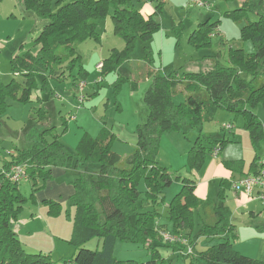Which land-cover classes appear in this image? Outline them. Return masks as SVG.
<instances>
[{"label":"trees","instance_id":"1","mask_svg":"<svg viewBox=\"0 0 264 264\" xmlns=\"http://www.w3.org/2000/svg\"><path fill=\"white\" fill-rule=\"evenodd\" d=\"M24 1L48 24L34 41L39 47L36 55L26 52L11 59V71L14 76L22 77V82L13 79L8 85L0 84V116L5 111L7 96L29 103L32 93L40 91L42 97L36 101L42 103L54 96L49 80L61 82L67 79L66 74L73 77L75 64L81 60L73 46L97 38V21L106 15L108 7L113 9L114 32L123 38L127 47L124 52H114L104 61L101 76L116 71L128 59L134 45L137 42L147 44L160 26L153 18L156 12L143 17L132 0H75L66 4L62 0ZM227 1L236 2L238 6L225 16L242 23L240 40L251 41L255 52L247 55L241 49L230 47L227 54L229 67L215 62L210 70L199 73L151 74V84L143 99L148 114L145 122L136 127L135 147L128 158L111 151L115 136L106 129H102L96 138L84 134L75 153H71L60 141L65 129L60 135L54 128L43 129L40 123L45 114L40 111L38 123L25 135L32 142L31 146L16 150L9 160L0 163V264H176L170 263V258L165 259L158 247L175 253L180 250L178 244L155 243L159 241L158 214L138 213L140 180L144 181L146 204L152 205H162V191L173 182H181L180 192L167 205L166 218L172 224V235L180 237L187 233L185 235L191 237L188 232L196 213L200 235L206 239H220L211 250L196 252L189 261H183L184 264H254L233 248V226L228 208L200 201L194 193L193 181L173 175L157 160L163 133L179 130L182 123L199 124L203 119H213L218 111L240 116L254 144L264 140V126L254 113L258 106L264 107V0ZM249 13L257 17L256 22L247 19ZM216 26L209 24V20L200 23L191 33L190 43L196 49L210 47ZM144 50L145 59H148L149 48L144 47ZM86 74L82 68L78 70L80 78ZM37 77L41 78L40 85ZM176 91L185 93V101L177 106L172 103ZM63 123L67 125L64 119ZM227 141H207L211 144L209 148L195 143L188 156L190 167L200 170L212 149L219 146L221 151ZM13 165L25 166L26 180L32 183L33 191L40 182L51 180L52 167L98 166L95 178L81 171L72 183L74 194L69 198V205L74 208V216L67 240L75 249L72 259L52 261L48 254L29 253L21 246L12 223L26 200L21 197L18 184L4 177ZM255 168L256 163L252 169ZM222 186L230 187V184L225 181ZM48 203V214L60 213V205ZM92 238L101 240L100 251L84 248ZM117 241L147 247L150 259L144 263L119 261L113 256Z\"/></svg>","mask_w":264,"mask_h":264},{"label":"rangeland","instance_id":"2","mask_svg":"<svg viewBox=\"0 0 264 264\" xmlns=\"http://www.w3.org/2000/svg\"><path fill=\"white\" fill-rule=\"evenodd\" d=\"M62 1L66 4L75 0ZM204 1L209 4V9H191L190 0H132L143 17L156 12L153 18L159 23V30L147 44L137 42L128 59L116 71L101 76L104 61L114 52H124L127 47L123 38L114 32L113 9L108 7L106 15L97 21V38L73 46L74 52L81 56L80 63L75 64L73 77L66 74L67 79L61 82L49 80L53 97L38 103L36 99L41 98L42 94L34 91L29 103L10 96L4 99L5 111L0 116V163L10 159V152L15 154L16 150L31 146L32 142L25 135L38 123L40 111L45 114L44 121L40 123L43 129L54 128L59 135L65 129L60 141L71 153H75L84 134L96 138L102 129H106L115 136L111 151L121 154L124 159L128 158L129 152L135 147L136 127L145 122L148 114V108L143 102L151 81L148 71L159 72L161 75L172 72L179 75L199 73L210 70L215 62L222 67H229L227 54L230 47L241 49L247 55L255 52L251 41L240 40L242 23L225 16L226 12L236 9L238 4L227 0ZM247 19L256 22L257 17L249 13ZM207 20L211 24H217V33H212L210 47L196 49L189 41L190 35L197 28V23ZM47 24L48 21L24 0H0L1 85H8L13 79L22 82V77L14 76L11 71V59L26 52L36 55L39 47L34 41ZM144 47L149 48L148 59H145ZM80 68L87 73L83 78L78 76ZM36 80L40 85L41 78L37 77ZM81 83L85 86L79 89ZM80 98H83L82 102ZM184 101L183 91L173 94L172 103L175 106ZM254 113L264 126V107L258 106ZM63 119L67 125H64ZM187 123H182L179 130L161 135L157 157L159 165L173 175L193 181L194 193L200 201L227 207L233 226L231 243L234 250L253 260L254 264H264V203L248 199L243 189L221 187V183L225 181L238 182L242 175L250 173L254 163L264 159V140H258V144H254L244 128L243 119L225 111H218L213 119H203L199 124ZM227 124L233 126L231 132L221 129ZM224 132L230 138L218 157L207 156L200 170L190 167L188 156L192 146L198 143L209 148L214 140L225 139ZM81 167V171L93 178L99 172L96 165ZM79 174L80 172L76 177ZM74 179H70V183ZM63 180L64 178H60L58 181L63 183ZM46 182H40L35 191L30 181L23 180L18 184L19 193L26 201L21 204V210L13 223L25 225L16 230L17 238L25 251V248H42L43 251H50L51 257L55 259L67 254L70 248L66 239L71 234L74 208L67 199L60 204L59 214H48V202L53 201L46 197L56 194L61 188H46ZM181 188L180 181L173 182L162 191L163 204L152 205L146 204L144 181L140 180L138 183V213L155 212L159 216L156 224L159 238V241H155L157 244L165 243L161 238L162 233H172V224L166 218L167 205ZM158 220H162L161 225H165L168 230L158 226ZM188 233L191 237L186 236L187 233L179 237L181 243L178 244V252L158 247L160 254L165 259L170 258V263L184 264L183 261H189L196 252H207L220 242L218 238L206 239L200 235L196 213L193 214L192 227ZM101 246L100 239L92 238L84 248L100 251ZM187 249H191L190 255L186 254ZM113 256L122 262L144 263L150 259V251L143 245L117 241Z\"/></svg>","mask_w":264,"mask_h":264},{"label":"built area","instance_id":"3","mask_svg":"<svg viewBox=\"0 0 264 264\" xmlns=\"http://www.w3.org/2000/svg\"><path fill=\"white\" fill-rule=\"evenodd\" d=\"M189 7L191 9H209V4L204 0H190ZM85 85L81 83L78 88L82 89ZM83 98H80V102H82ZM233 126L230 124L223 125L222 130L231 132ZM220 153V147L215 146L211 151V156L213 158L218 157ZM12 154V153H11ZM5 179L10 181L11 183L19 184L21 181L26 180L25 175V166L24 165H13L9 168L7 172L4 174ZM231 188L233 190L243 189L244 194L250 200H255L258 202L264 203V159L259 160L256 163V170L254 173L242 177L236 183H231ZM162 241L168 245L180 244L181 239L177 236L172 235L171 233H162L161 234ZM187 255L191 254V249H187Z\"/></svg>","mask_w":264,"mask_h":264},{"label":"crops","instance_id":"4","mask_svg":"<svg viewBox=\"0 0 264 264\" xmlns=\"http://www.w3.org/2000/svg\"><path fill=\"white\" fill-rule=\"evenodd\" d=\"M209 24H211L210 23V21H209ZM199 25V23H197V26ZM213 33H217V30L216 29H214V31H213ZM205 59H206V57H204ZM149 64H153V62L152 63H150V61H147ZM148 73H149V79L150 80H152L151 78H150V75L151 74H156V73H159V72H155V73H152V72H149L148 71ZM159 74H161V73H159ZM150 84H151V81L149 82V86H150ZM141 125V124H140ZM138 126V125H137ZM221 129H222V127H221ZM224 133H226V132H224ZM227 135V136H226ZM226 135H225V140H228V138H230L229 136L230 135H228L227 133H226ZM93 138V137H92ZM67 149V148H66ZM134 149V148H133ZM68 150V149H67ZM69 151V150H68ZM133 151V150H132ZM132 151L131 152H129V154L128 155H130L131 153H132ZM114 152V151H113ZM10 153H12V152H10ZM114 153H116V154H118L120 157H122V155L121 154H119V153H117V152H114ZM13 154V153H12ZM127 155V156H128ZM82 167H78V168H74V169H63V168H57V167H52L51 169H50V172H51V180H49V181H47L46 182V185H45V187L46 188H48V186H58V187H60L61 189H59L60 191L59 192H57L56 194H52L51 196H47L46 197V199L47 200H49V201H53L54 203H56V204H58V205H62V201L64 200V201H66L67 199L69 200V198L74 194V189H73V186H72V183H70V179H74V178H76V176H77V174L79 173V172H81V169ZM255 170H256V168H255ZM255 170L254 169H251V171H250V173L249 174H246V175H242L241 177H240V179L242 178V177H245V176H248V175H250V174H252V173H254L255 172ZM60 178H64V180H63V183H61V182H59L58 180H60ZM226 182H228L229 184H231L232 182H234V181H226ZM62 186V187H61ZM230 187H231V185H230ZM240 200V199H239ZM240 203H241V200H240ZM260 203H262V202H260ZM263 204V203H262ZM252 213V212H251ZM161 223H162V220H158V226H161L163 229H166V230H168L167 228H166V226L165 225H161ZM12 226H13V230H14V233L16 234V230H19L20 228H22V227H24L25 225L24 224H20V223H12ZM17 226V227H16ZM71 235V234H70ZM16 236H17V234H16ZM70 238V237H69ZM68 238V239H69ZM68 239H66V240H68ZM69 247L70 248H68V251H67V254H65V255H61V256H59V257H57V258H52L51 256V252L50 251H43L42 250V248H39L38 250L37 249H28V248H25L26 250H27V252H29V253H43V254H48L49 256H50V258L52 259V260H55L56 262H61V261H63V260H70V259H72L73 258V256H74V254H75V249L72 247V246H70L69 245ZM196 249V248H195Z\"/></svg>","mask_w":264,"mask_h":264}]
</instances>
